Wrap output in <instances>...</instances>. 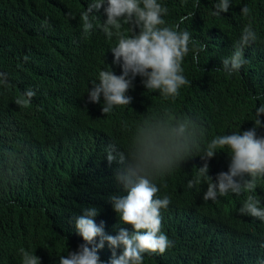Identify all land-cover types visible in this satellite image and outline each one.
<instances>
[{
	"label": "clouds",
	"instance_id": "obj_1",
	"mask_svg": "<svg viewBox=\"0 0 264 264\" xmlns=\"http://www.w3.org/2000/svg\"><path fill=\"white\" fill-rule=\"evenodd\" d=\"M17 4L16 14L10 0H0L1 25L21 26L8 30L19 29L8 60L39 65L62 55L66 62L12 89L11 108L0 124L1 175H6V186L24 188L44 170L57 171L60 181L87 185L100 209L84 207L82 215L73 217L82 237L77 250L46 263L36 250L22 248L18 238L0 236L5 244L0 264H174L201 239L216 246L226 233L227 247L220 252L225 264H264V135H258L264 128V102L254 109L252 128L218 135L206 146V130L198 119L180 116L172 107L180 90L191 84L182 67L185 58L191 53L199 64L200 52L207 50L180 27L194 13L168 26L164 17L169 10L158 0ZM199 5L194 0V7ZM213 7L211 15L222 18L232 3L216 0ZM241 15L249 23L218 69L227 76L249 62L245 49L259 39L248 5ZM73 24L85 40L74 34ZM124 25L127 35L121 31ZM99 34L114 39L103 65L91 56V48L108 47ZM79 47L90 53L72 51ZM0 85L12 87L8 73L0 71ZM146 95L153 101L146 102ZM253 99L264 101L262 96ZM118 113L128 118H109ZM82 114L80 120L72 118ZM195 157L203 163L192 164L181 189L171 175ZM235 195L245 196L237 210L244 219L230 226L235 208L222 197ZM102 249L111 257L107 262L98 255Z\"/></svg>",
	"mask_w": 264,
	"mask_h": 264
},
{
	"label": "trees",
	"instance_id": "obj_2",
	"mask_svg": "<svg viewBox=\"0 0 264 264\" xmlns=\"http://www.w3.org/2000/svg\"><path fill=\"white\" fill-rule=\"evenodd\" d=\"M60 1L67 4L72 0ZM158 2L169 10L168 15L164 17L168 26L179 23L181 16L189 12L194 13L193 19L185 21L180 27L186 28L199 42L207 45V50L200 52L199 64L193 61L191 53L183 62L184 75L191 84L182 88L180 95L173 100L175 102H171L175 112L180 116L198 119L204 126L206 130L202 141L204 146L218 135L230 134L239 131V128L241 132L252 128L254 109L264 102L253 99L256 96L264 97V0H231L232 7L228 13L222 14V18L211 15L216 0H200L199 7H194V0H158ZM17 3L18 0H10V10L16 14ZM245 5L251 9V22L259 39L245 49V58L249 62L239 73L227 76L218 69L222 68V59L231 54L233 42L240 37L243 28L249 23V18L241 15V9ZM19 26L20 24L5 29L0 22V71L8 73L12 85L7 89L0 85L1 125L7 119L8 109L11 108L9 98L17 82L24 81L34 73L45 74L56 70L66 62L62 55L48 58L39 65L28 63L16 65L10 62L7 53L14 41L13 35H17L19 29L15 32L8 30ZM73 29L76 36L86 39L87 36L81 35L80 26L73 24ZM127 29L128 25H124L121 31L127 35ZM99 38L103 39L108 47L91 48V56L103 65L107 61L106 55L110 56V47L114 44V39L106 40L100 34ZM72 51L85 55L90 53L83 47ZM116 74H121V71H117ZM144 99L146 102L153 101L149 95ZM134 112H139V107H136ZM109 118L113 121H121L128 116L118 113ZM261 120L264 122V116H261ZM258 135H264V128L258 130ZM202 154L200 151L194 153V156ZM217 159L218 157L215 161ZM194 163H203V161L195 157L184 163L181 168H176L171 175L181 189L191 177ZM93 198L94 196L88 193L87 185L73 186L60 181L57 171L44 170L42 174L32 178L24 188L8 187L6 175H1L0 166V236L18 238L22 248L36 250L35 255L40 256L42 261L51 263L59 256L66 255L67 251L77 250L82 244V237L75 230L73 217L82 215L84 207L95 206L100 209ZM222 200L229 201L230 208H235V214L229 219V225L242 222L244 216L239 215L237 210L242 206L245 196H225ZM96 219L98 216L95 217ZM228 238L227 233L220 235V243L216 246L207 239H201L195 244V248H190L185 257L174 264H225L221 255L223 252H220L227 247ZM4 245L1 241L0 246ZM98 255L104 262L111 259V257L107 258L104 249L100 250Z\"/></svg>",
	"mask_w": 264,
	"mask_h": 264
},
{
	"label": "bare ground",
	"instance_id": "obj_3",
	"mask_svg": "<svg viewBox=\"0 0 264 264\" xmlns=\"http://www.w3.org/2000/svg\"><path fill=\"white\" fill-rule=\"evenodd\" d=\"M75 29V28H74ZM113 44V43H112ZM72 78V81H73V76H71ZM73 85V84H72ZM74 90V87L72 86V91ZM73 97V96H72ZM9 110V109H8ZM82 116H85L84 114H82V115H73L72 116V118L73 119H77V120H80L81 118H82ZM10 200V199H9ZM24 207V206H23ZM28 209V208H27ZM26 209V210H27ZM23 210V209H22ZM28 213V212H27ZM27 215V214H26ZM39 218V217H38ZM32 220V219H31ZM41 220V219H40ZM25 221V220H24ZM39 222V221H38ZM19 224V223H18ZM11 229V228H10ZM13 230V229H12ZM21 230V229H20ZM30 231H32V229L30 230ZM23 232V231H22ZM9 233V232H8ZM17 237V236H16Z\"/></svg>",
	"mask_w": 264,
	"mask_h": 264
}]
</instances>
